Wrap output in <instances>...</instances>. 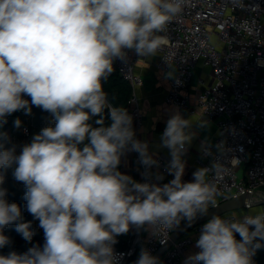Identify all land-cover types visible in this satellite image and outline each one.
<instances>
[{"label":"clouds","instance_id":"1","mask_svg":"<svg viewBox=\"0 0 264 264\" xmlns=\"http://www.w3.org/2000/svg\"><path fill=\"white\" fill-rule=\"evenodd\" d=\"M185 6L186 0H0V128L16 111L31 115L32 106L54 121L19 154L0 132V249L12 243L4 234L11 224L29 244L37 234L20 206L6 199L5 173L13 166L14 179L26 188V209L44 232L43 246L0 255V264H120L124 254L113 246L130 227L163 237L216 206L218 188L207 177L228 172L220 159L194 171L192 181L182 179L193 126L207 129L210 122L172 110L157 147L168 149L166 171L174 178L155 183L153 177L164 179L151 171L159 168L156 153L136 138L127 108L114 106L104 90L114 61L127 62L128 50L140 58L156 55ZM21 127L17 118L14 128ZM215 148L221 155L229 151L223 142ZM201 151L212 155L209 140ZM129 152L138 153L145 182L119 171ZM195 247L199 251L183 264H254L264 248V213L213 214ZM134 264L161 261L141 248Z\"/></svg>","mask_w":264,"mask_h":264},{"label":"built area","instance_id":"2","mask_svg":"<svg viewBox=\"0 0 264 264\" xmlns=\"http://www.w3.org/2000/svg\"><path fill=\"white\" fill-rule=\"evenodd\" d=\"M162 35L167 42L158 50L157 66L164 71H175L166 96L168 104L188 110L189 96L183 90L192 82L199 62L209 68L210 81L199 80L202 90L197 103L203 118L216 124L217 134L211 142L212 155L205 156L202 151L201 155L207 160L205 167H210L214 159H220L228 169L220 177L211 173L207 177L218 188L216 206L241 194H246L247 205L252 204L246 208L261 205L259 203L264 201V191H261L264 190V0H186L183 13ZM127 55V62L115 60L114 67L131 86L128 112L133 117L139 139L137 133L144 115L137 90L144 86V79L135 71V52L128 50ZM53 123L50 115L46 127ZM22 133L30 141L34 136L28 124L22 127ZM221 142L229 150L224 155L215 148ZM133 153L135 162L145 171L138 163V153ZM157 159L162 171L167 173L170 157ZM240 173H243L241 178ZM216 206L209 205V209ZM258 213H264V208ZM206 222L178 238L161 256V264H183L188 255L197 253L199 249L195 243ZM173 231L163 237H154L147 231L130 227L127 239L118 236L113 246L116 253L124 254L120 264H134L141 248H147L153 255L166 244ZM36 244L43 246L44 233Z\"/></svg>","mask_w":264,"mask_h":264},{"label":"crops","instance_id":"3","mask_svg":"<svg viewBox=\"0 0 264 264\" xmlns=\"http://www.w3.org/2000/svg\"><path fill=\"white\" fill-rule=\"evenodd\" d=\"M159 57V52H157L155 56L147 58H140L137 56V62L135 65V71L141 74L144 79V86L137 90L139 103L144 115L143 124L137 134L139 140L147 141L149 143L150 150L156 153V159L160 156L170 157L168 149L158 148L157 146L160 144V137L166 127V122L169 116L172 114V110L177 108L166 102V96L170 89L171 80L175 75V71L174 69H170L169 71L160 69L157 66V60ZM208 71L209 68L204 67L203 63L199 62L196 66L192 82L185 90H183V93L189 96L190 107L188 110L182 111L179 109V111L186 118L192 116L194 121H200L203 117L201 114V108L197 103V97L202 90V85L199 83V80L203 78L206 81H210ZM18 118L22 121V127L27 124L32 127L31 115H25L23 111ZM22 127L20 129H16L13 125L11 128L6 130L0 129V132H6L10 137V143L7 145L8 147L12 144L17 145V154L21 151L22 145L31 142L23 135ZM193 131L196 132V136L194 137L192 144L184 157L186 160V167L182 179L185 182L192 181L193 172L198 168L205 167L207 164V160L201 155V144L205 139L210 142L214 140L217 134V127L214 122H210V126L207 129H200L194 125ZM32 133L33 135L36 134L33 127ZM13 170L14 166L13 168H9L7 170L12 180L21 188H25L22 182H18L14 179ZM119 171L123 174L131 176L137 182H145V178L142 176L144 171L135 162L133 152L127 153L126 156L122 158V162L119 165ZM151 171L153 173L159 172L164 176V179L161 181H156L153 177L152 182L164 184L173 179L171 175L163 172L160 166L159 168L154 166ZM128 234L129 232L125 235H120V238L122 240H126Z\"/></svg>","mask_w":264,"mask_h":264},{"label":"trees","instance_id":"4","mask_svg":"<svg viewBox=\"0 0 264 264\" xmlns=\"http://www.w3.org/2000/svg\"><path fill=\"white\" fill-rule=\"evenodd\" d=\"M104 90L108 93L109 99L114 106L125 107L128 110V102L131 97V86L123 77L119 74L118 70L114 67V72L109 77L108 81L104 83ZM23 110L14 112L7 117V122L3 125V130L11 128L14 125V121L22 114ZM107 122V121H106ZM41 130L34 129V132L38 134ZM3 187L7 188L8 193L6 199L9 203H17L21 208L22 218L25 222L32 221L33 227L37 230V234L33 237L32 244H36L43 232V229L39 227V221L34 220L33 216L26 209V201L23 199L26 192V188H21L14 183L8 171L5 173V182ZM4 234L8 236L12 243L0 249V255H7L11 251L23 253L27 251L32 244L26 242L22 236L16 232L15 224H11L4 229ZM239 240V235L237 236ZM123 248V245L120 246ZM254 264H264V248L257 250L253 257Z\"/></svg>","mask_w":264,"mask_h":264},{"label":"water","instance_id":"5","mask_svg":"<svg viewBox=\"0 0 264 264\" xmlns=\"http://www.w3.org/2000/svg\"><path fill=\"white\" fill-rule=\"evenodd\" d=\"M23 98L31 100L30 97L24 96ZM51 114L43 111L41 108L32 106V114H31V124L34 129L42 130L46 127V119ZM134 123V120H133ZM246 194H241L229 200H226L220 203L216 207H212L209 209V213L206 216L198 217L192 224H188L186 221L181 223L177 229H175L170 238L166 242L164 246H161L153 255L158 257L159 259L161 256L172 246V244L181 236H183L187 231H189L194 226L206 222L208 219L211 218L213 214L222 215L227 212H232L234 210H238L241 208H246L252 206V204L247 205L246 202ZM259 204H264V201H261Z\"/></svg>","mask_w":264,"mask_h":264},{"label":"rangeland","instance_id":"6","mask_svg":"<svg viewBox=\"0 0 264 264\" xmlns=\"http://www.w3.org/2000/svg\"><path fill=\"white\" fill-rule=\"evenodd\" d=\"M48 127V126H47ZM240 178L243 176V173H240L239 174ZM262 192L264 190H261ZM264 208V204L262 205H258V206H254V207H251V208H241V209H238V210H234L233 212L234 213H241V214H246V213H251V214H256L257 212H259L260 210H262Z\"/></svg>","mask_w":264,"mask_h":264}]
</instances>
